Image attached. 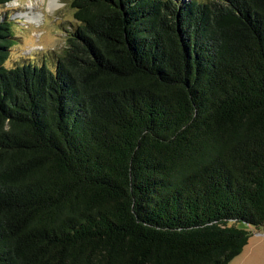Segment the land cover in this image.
<instances>
[{
	"label": "trees",
	"instance_id": "trees-1",
	"mask_svg": "<svg viewBox=\"0 0 264 264\" xmlns=\"http://www.w3.org/2000/svg\"><path fill=\"white\" fill-rule=\"evenodd\" d=\"M171 1L74 0L54 70L0 17V264H230L264 228V0Z\"/></svg>",
	"mask_w": 264,
	"mask_h": 264
},
{
	"label": "rangeland",
	"instance_id": "rangeland-1",
	"mask_svg": "<svg viewBox=\"0 0 264 264\" xmlns=\"http://www.w3.org/2000/svg\"><path fill=\"white\" fill-rule=\"evenodd\" d=\"M50 0H14L0 8V17L10 22L16 45L10 51L6 63L8 68L34 63L47 64L54 70L56 60L68 48V36L78 25L74 17V0H58L59 7L50 10ZM191 0H173L175 4L189 3ZM43 13L39 24H29L20 16L30 12ZM31 59V60H30ZM252 237L243 253L230 264H264V228H250Z\"/></svg>",
	"mask_w": 264,
	"mask_h": 264
},
{
	"label": "bare ground",
	"instance_id": "bare-ground-1",
	"mask_svg": "<svg viewBox=\"0 0 264 264\" xmlns=\"http://www.w3.org/2000/svg\"><path fill=\"white\" fill-rule=\"evenodd\" d=\"M44 2H46V0H44ZM59 7V3H58V0H50L49 3H48V8L50 10L52 9H55V8H58ZM30 8V12H26L24 14H22L20 16L21 19L25 20V22L31 24H39L40 23V20L42 19L43 17V13L38 14L35 12L34 8L33 7H29Z\"/></svg>",
	"mask_w": 264,
	"mask_h": 264
}]
</instances>
